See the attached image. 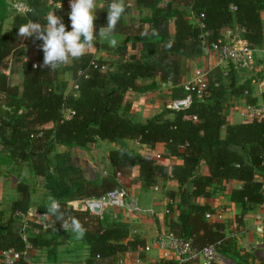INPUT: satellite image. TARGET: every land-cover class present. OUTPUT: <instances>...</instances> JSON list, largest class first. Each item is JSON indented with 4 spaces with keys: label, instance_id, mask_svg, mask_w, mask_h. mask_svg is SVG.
<instances>
[{
    "label": "trees",
    "instance_id": "trees-1",
    "mask_svg": "<svg viewBox=\"0 0 264 264\" xmlns=\"http://www.w3.org/2000/svg\"><path fill=\"white\" fill-rule=\"evenodd\" d=\"M25 1L29 10L24 15L14 16L12 30L7 35L2 32L6 4L0 0V69L4 67L10 40L18 37L19 26L29 20L46 24L44 18L51 6L67 0ZM128 1L125 0V13L130 10ZM134 1L138 6L149 8L151 15L142 17L140 22L127 24L124 13L114 33H127L139 46L112 69L101 70L100 66L106 61L96 59L91 52L54 71L41 67L42 41L33 38L38 63L21 62V87L8 84L6 75L0 71V145L6 152L0 160V174L2 165L7 164L12 166L11 171L17 172L25 166L34 175L43 177L51 197L59 201L65 219L70 221L75 217L86 229L80 238L86 244V264H112L118 253L143 247V238L132 234L127 222H108L106 217L67 206V200L99 197L117 185L118 173L129 176L133 167L138 168L141 186L150 187L154 185L155 175L165 172L164 166L154 154L141 153L121 143L119 148L107 152L112 174L97 183H90L72 163L66 149L89 145L97 139L112 142L130 139L138 141L141 147L150 148L163 143L165 153L160 154L161 158H180L169 172V179L178 185L179 198L174 202V192H167L172 201L167 204V227L176 235L190 239L197 250L216 244L221 253L234 257L235 264H264V260L257 263L254 258L249 259L251 254L247 250H237L234 237L224 233L220 221L205 217L207 212H214L210 205L192 200L211 196L223 183L238 180L241 186L230 190L231 201L236 204L264 203V113L240 123L227 124L225 118L229 98L247 94V101L255 102L250 96L251 84H237L219 68L211 69L206 93L201 96L196 89L191 90L192 102L188 108L164 111L173 113L171 119L161 112L144 122L133 120L130 103L124 99L128 89L143 91L146 86L140 84L141 80L155 76L174 86L173 98L186 95L188 91L181 84L186 59L200 55L204 46L223 36L227 26H235L248 46L261 47L264 42V0ZM99 23L103 27L107 25V8L102 11ZM144 31L148 35L142 37L140 33ZM92 61L96 63L95 67ZM66 69L72 73L76 94L65 95L63 92L61 75ZM262 99L264 101V93ZM63 106L74 111L70 118L63 117ZM55 147L57 151L51 160ZM202 164L207 167V175L198 171ZM16 191L10 217L3 220L0 211V250L12 248L22 253L29 247L33 251L43 249L49 259L56 261L57 234H69L71 230L65 231L49 214L52 235L47 237L30 232L23 237L15 227L18 217L14 215L29 210L31 188L26 181L20 180ZM48 207L41 205L39 210L48 213ZM33 225L42 228L34 222ZM13 264L31 262L20 256Z\"/></svg>",
    "mask_w": 264,
    "mask_h": 264
},
{
    "label": "crops",
    "instance_id": "crops-1",
    "mask_svg": "<svg viewBox=\"0 0 264 264\" xmlns=\"http://www.w3.org/2000/svg\"><path fill=\"white\" fill-rule=\"evenodd\" d=\"M45 1L50 3L51 0ZM4 2L6 4V0H4ZM97 4L103 5L104 8L98 7L95 10L96 19L94 21V31L96 34H98L99 29L103 27L100 25L99 21L102 11L107 8V2L104 0H97ZM127 4L130 10L129 12L125 13L123 17L127 24L131 22H140L142 17H149L151 15V10H149V8L138 6L134 0H129ZM53 11L56 15L62 18L63 23L66 25V30L70 31V0L61 2V4L57 3L52 5L47 14ZM6 13V17L2 23V32L9 35L12 30L13 19L15 15L10 12L7 6ZM262 17L264 23V12ZM238 32L239 31L235 26L231 28L228 27L223 36L227 37L228 35H232L237 36V38L240 39L241 36ZM110 38H114L118 41L117 47H109L108 43L102 37L98 36L95 46L87 51L91 52L96 59L105 60L107 69H112L115 64L127 59V57L133 53L134 48L136 49L139 46V43L135 41V44L127 33H113ZM240 40L243 43L244 40L242 38ZM35 48L36 42L33 38L22 39L17 37L14 40H10L9 51L5 58L6 66L4 65L5 67L3 68L5 71L3 73L7 77L8 84H15L21 87L23 80L21 62L31 61L32 64L38 63L35 54ZM70 64L71 62L66 65ZM199 66H201L207 72L217 67L226 73L225 75H227L231 81H234L237 84L249 82L252 86V92L250 96L255 98L254 103H249L247 101V94H242L238 97H231L228 99L226 104L227 106L225 107V118L227 124L246 122L252 117L264 113V101L262 99V94L264 93V42L261 47L254 48V60L251 66L248 68H238L227 65L226 63H219L216 55L213 52L208 51L205 53L203 48V51L200 55L186 59L184 73L181 77V84L189 81V79H191L193 76L194 70ZM11 69L16 73V81L11 80ZM61 79L64 82V94H76V88L74 87L75 82L69 69H66L65 72L62 73ZM140 84L146 86L143 91L128 89L124 97L125 101L130 103V115L132 119L144 122L149 118L160 114L161 112L164 113V117L170 119L173 118L174 115L172 112L165 113L164 111L168 109V102L173 99L172 92L174 86L170 82L161 81L159 76L143 79L141 80ZM252 110L254 113L253 116L251 114ZM222 134L224 135V130L222 131ZM121 143L141 153L148 152L154 155L165 153V146L163 143H157L154 148L147 146L142 147L143 149H141L135 144L133 140L130 139H123L120 142L97 139L95 142L89 145L76 146L70 149L84 154L87 150H91L94 146H102V148H105L103 155L107 167L106 170L107 172L111 173L113 170L108 162L107 152L112 148H119ZM97 148L93 150H96ZM5 154L6 152L1 149L0 145L1 157L4 158ZM179 161V157L160 159L159 163L164 166L165 172L163 174H156L154 185L147 187V190L150 191V202L147 201L148 198H146L145 194H141V191L145 187L141 186L140 182L138 181L137 167L132 168L131 174L129 176H120L118 178L120 183H123V181L130 183L131 181L133 184H135V186H137V193L134 190L130 195L140 205L141 210L138 214H128V216H124V213L119 211L115 219L112 218V211L109 210L104 214V217L108 219V222L118 220L127 222L130 225L132 234L143 238L145 244L149 243L158 230L167 227V204L172 202L168 197L167 192H174L175 196L173 200L174 202L178 201V185L173 180L169 179V172L172 164ZM3 166L5 167L11 165L3 164L2 171H4ZM198 171L203 175L208 174L207 167L204 164L199 167ZM0 180V182H2V177H0ZM6 184L7 183L4 182L0 186V211L2 213L1 217H3V220H5V214H10L11 203L13 200H15V198H17L16 186L11 192L7 190L8 185ZM240 186V181L229 180L223 183L222 187L216 188L211 196L198 197L196 199L193 198L192 200L210 205V207L214 209L215 212L222 211L223 219L220 222L224 225V233L234 237L237 250L240 252H242V249L247 250L251 254V258L249 259L254 258L255 262L258 263L260 260H264V204H236L231 201L230 190L234 187ZM7 193H9V195ZM34 194L35 192L31 189V208L35 207L36 205L33 203L35 200ZM135 194L142 196L141 199H144L147 204L142 202L141 205L138 202V198L135 196ZM42 199L40 202L44 203V200ZM49 204L50 202L47 203V205ZM149 208L154 210L153 215H149ZM28 211L26 213H15L14 216L18 217V223L19 221L23 222L24 218L30 217ZM258 227H260V230H258ZM49 230H51L53 233V227H50ZM57 242V258L55 262L45 255V250L43 249H36L34 251L32 249H28L27 251H29L32 255H37L36 257L38 259L36 260L38 262L36 264H86V244L81 242L80 239H77L75 236L69 235L67 233H59L57 234ZM123 255L124 253H118L115 258ZM223 256L225 258L230 257L232 263L235 264L234 257H232L231 254H223ZM160 260L161 254L157 248H153L150 252L133 251L129 257L122 258V261L126 264H159ZM31 261H29L31 264H35L33 260ZM112 264H115L114 260Z\"/></svg>",
    "mask_w": 264,
    "mask_h": 264
},
{
    "label": "built area",
    "instance_id": "built-area-1",
    "mask_svg": "<svg viewBox=\"0 0 264 264\" xmlns=\"http://www.w3.org/2000/svg\"><path fill=\"white\" fill-rule=\"evenodd\" d=\"M104 1L107 2L108 0ZM6 3L8 9L14 15H24L29 10V6L25 0H6ZM232 8L235 9L236 7L233 6ZM199 24H201V22H199ZM240 39H238L237 36L232 35L219 37L215 41L204 46V52H213L219 63H226L227 65L238 68H248L254 60V48L248 46L245 41L242 43ZM92 63L95 67L96 63L93 61ZM33 65H37V63H33ZM3 68L0 69L1 72H5ZM100 68L101 70H106L107 66L103 64ZM182 85L188 93L182 97L171 99L167 104L168 109L179 111L188 108L192 102V97L189 93L191 90L196 89L198 95H200V91L206 93L208 72L206 71L202 73L200 68L197 67L194 70L192 78L189 81L182 83ZM74 87L76 88V84H74ZM61 113L63 117L70 118L74 111L63 106L61 108ZM251 114L252 116L254 115L253 110ZM134 142L142 148L138 141ZM155 157L159 162L161 159L160 154H155ZM120 176L121 175L118 173L117 180ZM69 206H74L79 210L86 211L89 214L100 218L111 210L113 219L116 218L119 211L123 212L124 216H128V214H138L141 210L140 205L130 195L128 188L123 185L115 186L99 197L75 198L69 201ZM148 212L149 215L154 214L152 208H149ZM29 215H31L34 223L43 228L50 224L49 214L36 207L30 208ZM205 217L210 220L221 221L223 219V214L222 211H214L213 213L207 212ZM258 230H260V227H258ZM153 248L159 250L161 260L169 262L168 264H184L187 261H194L195 264H228L216 244H210L203 247L201 250H197L192 246L190 239L176 235L171 229H169V227L158 230L149 243H146L136 251L150 252ZM131 253L130 250L125 251L123 256L114 259L115 264L122 263V258L129 257ZM20 256L27 259V250L20 253L12 248L2 249L0 250V263L13 264ZM97 259H99V256H97Z\"/></svg>",
    "mask_w": 264,
    "mask_h": 264
},
{
    "label": "clouds",
    "instance_id": "clouds-1",
    "mask_svg": "<svg viewBox=\"0 0 264 264\" xmlns=\"http://www.w3.org/2000/svg\"><path fill=\"white\" fill-rule=\"evenodd\" d=\"M98 7L104 8L103 5L97 4V0H70V31L66 30L62 18L53 11L44 18L47 21L46 24L29 20L20 25L17 36L22 39L34 38L42 41L43 62L41 67L54 71L73 60L81 59L89 49L95 46L98 36L102 37L109 47H117L118 41L110 37L117 30L126 11L125 0H110L107 5V25L101 27L99 33L96 34L94 21L96 19L95 10ZM152 34L155 35L156 31L153 30ZM140 35L147 36L148 32H141ZM49 200L48 214L53 216L56 222L59 221L61 228L65 231L71 230L76 234L77 239L82 238L86 229L81 222L75 217L70 221L66 220L59 201L53 197H49Z\"/></svg>",
    "mask_w": 264,
    "mask_h": 264
},
{
    "label": "rangeland",
    "instance_id": "rangeland-1",
    "mask_svg": "<svg viewBox=\"0 0 264 264\" xmlns=\"http://www.w3.org/2000/svg\"><path fill=\"white\" fill-rule=\"evenodd\" d=\"M7 6V3H6ZM230 28L232 26H229ZM228 28V26H227ZM4 65L6 66L5 62ZM12 67V65H11ZM198 68H200L201 72H206V70H204L201 66H199ZM107 70V69H106ZM15 71L13 72V70L11 69V80L12 81H16V77H15ZM190 80V79H189ZM199 94L202 96L204 93H202V91L199 92ZM98 147V148H97ZM97 148L96 150H93ZM102 146H94L91 150H87L84 154L79 153L78 151L75 150H71L70 148H67L66 151L70 153V157H71V161L72 163L81 170L84 178L86 181L90 182V183H97L99 182L101 179L105 178V177H109L111 173L107 172V167H106V163H105V159H104V151L105 148H102ZM143 149V148H141ZM57 151V148L55 147L51 153V160H53V156L55 154V152ZM142 151V150H141ZM0 160H2V157L0 155ZM12 166H3L4 171H2V174H0V177H2V182H0V186L1 184H3L4 182H6L8 185L7 190L8 191H13V188L16 186V183L19 182L20 180L26 181L30 188L35 192L34 196H35V200L33 201V203H35V207L37 209H39V207L42 206H46L47 203L50 202L49 197H51V193L48 191V189L45 187V180L43 177L40 176H36L34 175V173L31 171L30 168L28 167H21V170H17V172L15 171H11ZM51 171H53V167H50ZM106 170V172H105ZM109 170V169H108ZM18 173V174H17ZM1 181V180H0ZM123 185L125 187L128 188L129 193L131 194L134 190L137 193V186H135V184H133L131 181L130 183L127 181H123V183H120L117 180V185ZM138 189V188H137ZM1 192V189H0ZM9 195V193H7ZM142 195H146V198L149 199L150 197V191L147 190V188H143V190L141 191ZM135 196L138 198V202L142 205L143 203H146V201H144V199H141L142 196H138V194H135ZM1 198V195H0ZM43 198V199H42ZM44 200V203H41L40 201ZM141 199V200H140ZM147 201L150 202V199ZM69 201L67 200V206H69ZM31 208V207H29ZM34 208V207H33ZM29 212V211H28ZM30 217H26L23 219V222H15V227L18 229L19 232H21V234L23 235V237H27L30 232H33L35 234L38 235H43V236H50L52 235L51 230H49L50 227H52L51 224L47 225L46 227H42V228H36L33 225V219L31 217V215H29ZM8 217H10V214H5L4 218L7 219ZM104 217V216H103ZM3 219V217H2ZM36 229V230H35ZM74 232L70 231L69 235H73ZM77 246V244H76ZM30 249V248H29ZM37 255H32L29 251H27V260L31 261L33 260V262H35V264L38 262L36 259H38L36 257ZM225 258V257H224ZM75 260H76V256H75ZM225 260L227 261L228 264H233L231 261L230 257L225 258ZM261 261V260H260ZM32 262V261H31ZM55 262V261H54ZM163 260H160L159 264H162ZM120 264H126L124 262L120 263Z\"/></svg>",
    "mask_w": 264,
    "mask_h": 264
}]
</instances>
